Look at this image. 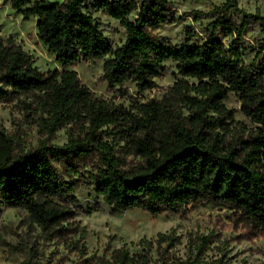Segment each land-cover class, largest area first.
Instances as JSON below:
<instances>
[{
  "label": "trees",
  "instance_id": "1",
  "mask_svg": "<svg viewBox=\"0 0 264 264\" xmlns=\"http://www.w3.org/2000/svg\"><path fill=\"white\" fill-rule=\"evenodd\" d=\"M3 1L25 18L36 17L37 37L63 69L38 70L11 36H0V101L30 109L42 137L25 150L0 126V206L26 208L45 234L63 237L71 231L70 206L78 202L76 181L69 180L88 166L94 193L116 212L178 213L206 203L230 210L237 224L264 236V60L244 62L241 44L250 23L264 27V15L226 0L203 36L186 26L181 41L171 44L156 34L178 20L170 0ZM98 11L124 28L119 45L102 34ZM231 11L242 15L239 22ZM98 58L110 90L126 83L138 92L153 89L167 60L174 61L175 78L161 98L127 109L95 96L75 70L65 69ZM229 93L252 127L235 121L224 104ZM61 128L66 142L52 143ZM208 242L201 239L192 259L160 264H223L200 258ZM115 264L132 260L118 254Z\"/></svg>",
  "mask_w": 264,
  "mask_h": 264
},
{
  "label": "rangeland",
  "instance_id": "2",
  "mask_svg": "<svg viewBox=\"0 0 264 264\" xmlns=\"http://www.w3.org/2000/svg\"><path fill=\"white\" fill-rule=\"evenodd\" d=\"M170 1L178 20L163 24L156 34L161 40L174 44L181 41L186 26L203 36V26L213 20L216 8L226 0ZM236 1L243 11L264 15V0ZM231 13L235 20H241L240 13ZM93 15L109 43L113 47L119 45L125 36L119 21L102 11ZM35 20L34 16L23 17L0 0V36H11L32 56L38 70L63 69L37 37ZM260 40H264L263 25L250 23L241 40L247 48L242 57L244 62L256 65L264 60L262 54L256 56ZM223 41L228 42L225 38ZM65 69L75 70L81 83L95 96L127 109L134 101L161 98L175 78L174 61L171 60L164 62L162 74L155 79L156 86L143 92H138L131 83H126L122 89L110 90L102 79V58L77 61ZM224 104L234 111L239 125L253 126L241 112L233 93L228 94ZM36 117L16 100L0 101V126L19 148H33L42 138ZM66 139L67 131L61 128L52 143L62 144ZM88 170L89 167L84 166L79 175L68 179L76 181L74 195L78 202L70 206L73 212L69 220L71 231L63 237L45 234L29 219L26 208L0 206V264H22L27 260L39 264H115L118 254L127 255L132 264H160L162 259L175 262L194 258L205 236L209 237V242L200 256L204 262L264 264V236L237 224L230 210L199 203L190 204L178 213L150 214L141 209L116 212L94 193L87 178ZM159 234L168 239L163 241Z\"/></svg>",
  "mask_w": 264,
  "mask_h": 264
}]
</instances>
